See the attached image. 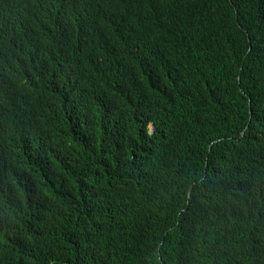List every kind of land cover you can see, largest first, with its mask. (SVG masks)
Returning <instances> with one entry per match:
<instances>
[{
	"label": "trees",
	"instance_id": "16d2710c",
	"mask_svg": "<svg viewBox=\"0 0 264 264\" xmlns=\"http://www.w3.org/2000/svg\"><path fill=\"white\" fill-rule=\"evenodd\" d=\"M62 1L68 14L38 0L0 17V29H59L70 48L68 32L96 2L69 13ZM168 16L184 32L155 25L134 44L107 43L78 74L79 91L51 96L24 52L0 56V73L10 58L21 67L0 97L2 139H22L21 122L39 113L51 128L35 155L0 146V264H243L264 254V0H180ZM52 48L39 37L38 52ZM85 239L89 263L77 248Z\"/></svg>",
	"mask_w": 264,
	"mask_h": 264
},
{
	"label": "clouds",
	"instance_id": "9594fccd",
	"mask_svg": "<svg viewBox=\"0 0 264 264\" xmlns=\"http://www.w3.org/2000/svg\"><path fill=\"white\" fill-rule=\"evenodd\" d=\"M36 1L38 0H0V17L8 16L10 10H18L24 15L31 7H35ZM55 1L58 2V16L68 14L67 5L62 0ZM79 1L69 0V13L77 6ZM95 2L87 23L82 28L77 29L72 36L70 35L71 32H68L67 38L69 41L73 36L76 38L70 48L62 42L59 29L54 32L44 26L39 27V31L32 30V27L28 25L20 29L15 26H3L2 28L7 32L0 29V33H2L0 35V56L4 60L6 54L21 58L23 57L22 52H24L36 69L39 88L51 96H55L73 89L79 91L78 74L94 68L107 43L111 41L119 43L125 40L134 44L138 39H142L143 35L155 34V25L158 27L159 32L166 29L180 34L181 22L173 25L168 22L169 16L163 17L165 10L179 9L180 0H95ZM69 21L72 23L71 19ZM181 31L184 32V30ZM40 36L45 37L48 42L53 44L51 51H37L36 46ZM221 45L224 46V43L221 42ZM196 48L206 52L209 51L208 44ZM79 60L81 61L79 67L75 68ZM6 62L10 67L0 73V97L21 68L15 58H10ZM73 72L76 74V79L73 78ZM79 97H76V103ZM262 100H264V96ZM259 106V111L256 114L258 116V126L264 127V103H259ZM44 117L43 114L39 113L37 118L21 122L18 134L22 135V139L17 141L8 142L3 140L1 137L2 132H0V146L6 150L10 144L15 142V150L18 154L22 151L32 155L37 154L38 148H41L48 139H51V128L43 120ZM16 121L14 118L10 122L8 127L10 131L11 123ZM249 123L255 134V127L251 118ZM148 130L150 134L155 132L156 127L153 123L148 124ZM243 135L244 132L241 133V136ZM115 138L113 137L108 141L114 144ZM242 194L245 197L252 198L248 191H244ZM256 197L255 193L254 199L252 198L253 201ZM63 225L67 227V221H64ZM92 244L88 239L81 240L77 244V248L84 247L81 254L87 263H89L88 252L93 246ZM71 261H74V258L72 260V257H67L63 264H69ZM78 262L81 264L80 258ZM243 264H264V254H259L252 261L246 257Z\"/></svg>",
	"mask_w": 264,
	"mask_h": 264
},
{
	"label": "bare ground",
	"instance_id": "6f19581e",
	"mask_svg": "<svg viewBox=\"0 0 264 264\" xmlns=\"http://www.w3.org/2000/svg\"><path fill=\"white\" fill-rule=\"evenodd\" d=\"M43 2H45V0H43ZM41 4H42V3H41ZM43 4H44V3H43ZM46 4H47V3H46ZM44 6H45V5H44ZM31 9H32V8H31ZM42 12H44V11H42ZM166 12H168V11L165 10V14L163 15V17H167V16H168V13H166ZM42 15H43V14H42ZM45 15H46V14H45ZM46 16H47V15H46ZM32 17H33V16H32ZM38 17H39V16H38ZM38 17H37V18H38ZM40 17H41V16H40ZM42 17H44V15H43ZM44 19H45V18H44ZM41 20H42V19H41ZM45 20H46V19H45ZM45 20H44V21H45ZM46 21L48 22V20H46ZM42 23H43V22H42ZM44 23H45V22H44ZM49 23H50V22H49ZM47 26H48V25H47ZM173 34H174V33H173Z\"/></svg>",
	"mask_w": 264,
	"mask_h": 264
}]
</instances>
